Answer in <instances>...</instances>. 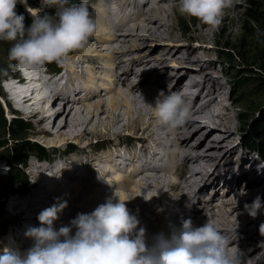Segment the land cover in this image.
<instances>
[{"label": "bare ground", "instance_id": "1", "mask_svg": "<svg viewBox=\"0 0 264 264\" xmlns=\"http://www.w3.org/2000/svg\"><path fill=\"white\" fill-rule=\"evenodd\" d=\"M109 1L111 0H100L99 3L103 6V9L100 10L98 8H95L93 17L94 21L97 24L96 32L100 35H103L106 41H100V38L95 37L93 45L94 43L96 44L94 45L93 49L91 47L84 46L81 49L74 50L75 53H78L80 57L72 60L67 66L65 63V66L70 72L71 77L76 79V77H74L72 74H74L73 72L76 73V70L78 71V69H76V66L77 63H80L79 61L86 62L85 67H92L95 63V60L87 61V57L85 58L83 55H101L107 57V59L105 58L106 61H113L115 59H118L119 61H117L116 63L117 67H119L121 64H127L129 67L137 65V69L135 68V70L137 71H133V67H131V69L129 70L128 68H124V71L122 73H118L115 75L114 81L110 79L111 82L108 83L109 85H103L93 81V70H88L86 72L81 68L83 75L82 78L90 77L88 83H81L79 81V78H77L79 84L72 81V79H68L67 83H65L66 86L64 88L54 89V99H52L50 102L47 101L44 97L40 98L37 101H32L31 103L29 99L23 98V101L21 102V104L30 103L31 106L26 113L30 117H36L38 119L37 122L39 126L33 132V134L35 135H43V138L48 137L49 130L46 128V123L47 120H53L58 125V135H60V137L63 139H61L60 144L67 140H65V136H67V138L69 137V139L70 137H77L73 138L74 140H76V142H78L81 137L86 136L93 137L95 138V140L96 138L104 139L107 141H110L113 138H115V140H118L117 145L107 142V145L104 147V155L102 154V156H90L91 159H86L84 163L81 158H79L78 156H74L70 161L68 160L66 162L68 163L67 166L57 169L55 174L50 173V178L43 179L44 183H40L42 190L40 188L36 189L34 195L38 198L45 196V199L46 195L50 196L48 205L56 203V199H53L51 197L52 191L48 193L49 189L53 190V192L55 193H69L66 188H63V184L71 185L76 191V194L78 195L77 197L79 198H82L85 193H89L91 195H88V200H84L87 201L84 203H86L85 206L87 205L86 207H88L89 210H85L83 208L84 203H82L81 201L77 205V209L72 206V204L68 203L67 207H65L58 214L59 217L63 216L64 214L66 218L71 217L74 219L76 217L75 215L78 212L84 213V211H86L89 213L93 211L99 204L104 203L109 198L115 199L117 198L116 196H121L122 199L127 193V189H124L123 187L128 188V191H133L135 188L138 189L139 187L143 189L142 187L144 180L141 179V172L139 168H137L138 166H136V164H139V155L133 154V159H131V163L129 164L130 166H136V169L132 170L131 172L135 177V181L134 179H132L131 174L124 173L121 167L116 168L117 165L113 163L114 157L116 158V148L118 145H122L120 137L123 127H125V129L130 128V130L134 131L135 133H137L138 130H150L148 132L149 135L147 138L144 137L143 139H140L142 145L135 151H142L143 148L144 150L148 148L149 154L154 149H159L161 151V153L160 151L152 153L153 155L159 153L161 155L159 154V160L156 157H152L150 159V167L148 169L149 171L155 172L156 175H160L161 171L162 173H164V170L165 172H167V174H170L178 165V163H180L183 166L188 167L186 172H189L190 175L194 177V180H197L196 175H198V173H194V171H196L197 168L202 165L201 162L203 160L204 162L206 160L207 162H209L217 158L218 153L221 152L219 151V149L222 148L221 146H229L228 143L232 142V140L235 139V134H237V132L243 126L245 122V115L248 114L247 112L236 113L235 108L229 106L226 103L227 100H234L233 98H230V91L228 93L224 91H218V88H220L221 86L220 84H218L217 88L214 89L215 93L212 94L211 98H208L209 101L203 103L200 107H198V100L200 98L199 91L194 92V97L192 100H187L190 103V117L183 126H179L176 129H170L163 123L152 120L153 118H158L154 106L160 92H164L166 94L169 92H176L178 88H181L179 91L180 94L188 95L189 93L191 95L192 93L188 92V89L191 90V88H194V86H198L193 80H190L191 84H186V81L192 79L193 76H188L187 71L178 70L174 71L173 74H170L171 80L168 81L167 84V87H170V90L160 91L159 89H156L155 86L156 84H159V81L163 82L164 80L163 68H165L164 65L166 63L164 62V60L166 59L165 55L161 56L159 61L154 64H150V61L145 60L144 58V61L142 62V58H140L142 54H140L139 52L143 48V46L147 45V41L150 38L163 39L162 37L166 35V43L175 44L180 41L182 34L176 31V27L173 24V20L175 18L177 19V17H181L182 15L178 10L179 0H152L150 8H148L147 11H145L142 6H144L146 2H148V0H118L120 3L117 5V11L120 13L115 14L114 20H111L108 18V16H106L108 12L107 8ZM243 1L244 0H234V6L231 9H227L232 13V17L237 18L240 15ZM147 6L148 3L145 7ZM129 8L130 11L128 10ZM169 9H172V11L170 12ZM89 13L91 14L90 10ZM131 23H135L134 29L131 28ZM206 26L208 27V29H212L210 26L201 23L200 27H195L192 30L191 36H193V38L196 40L204 42L207 36L206 32L208 31L207 29H204V27ZM162 34H164V36H162ZM97 47L101 50H97ZM104 50L108 52V55H103V52L99 54V51ZM92 51L96 52L93 53ZM153 51H157V49H154ZM164 51H168L170 52V55H172L180 51V46L178 44L168 46L164 49ZM133 52H135L138 56H133L132 60L130 59V61L125 62V53L129 54ZM98 56H96L98 62L103 61L100 60V56ZM82 59L84 60L82 61ZM198 59V53H193V55L191 56V60L198 61ZM136 62L141 63L137 64ZM111 65L113 64H111L110 62V65L108 66L111 67ZM79 66L81 67L84 65L80 63ZM40 67L44 69L49 66L47 64H44ZM96 68H98V70H107V72L113 71L111 69H108L105 64H99V66H97ZM135 72H140L144 76L137 77L135 76ZM179 73L180 76L178 75ZM114 74L115 73L113 71V75ZM176 74L177 77H175ZM147 75L152 76L150 81ZM17 76L19 79H21L20 75ZM133 77L137 79L133 80ZM32 81L33 83L26 81L18 84L16 87L11 89L10 95L13 98H21L27 93H31L35 96L40 94V92H42L41 90H45L44 86H42V89H38L35 87L40 82L39 77H36ZM140 87H142L143 89L139 90ZM106 90L109 93L110 98L107 101H103L99 97L105 96L106 92L103 95L102 92ZM164 90H166V87L164 88ZM114 92L115 94L112 96V93ZM135 92H140L147 104L138 106L136 103ZM79 94H81V96H79ZM96 97H98L97 99L99 100H97L93 105L87 104V106L89 105V110H86L84 108L82 109V107L85 105H82L81 108L78 107V102H85L88 100L95 101ZM105 102L107 104L106 108L103 107V104L105 105ZM7 106L8 108L12 109L9 104H7ZM121 108L125 109L124 112H120L119 109ZM50 110L51 112H49ZM101 112L105 113L104 119L99 117V113ZM202 119L206 120L202 121ZM122 120L125 121L123 126L120 125ZM94 121L95 123L92 125V122ZM198 122L204 123V125L207 127L201 131V126L200 124H198ZM81 126L86 128L80 129ZM88 126L91 127L88 128ZM197 135H202L201 140L203 141L206 139L207 141L218 142L222 140V143L209 145L204 152H202L203 150L195 152V148L201 146L202 143L198 144L194 148V146L189 143V140ZM125 139L128 140V138L126 137ZM54 141L55 140L50 143L55 144L56 141ZM149 141H156L153 143L154 148H150ZM235 142H232V144L234 145H232L231 147H235V144L239 143L238 141ZM101 143L102 142H100L99 144ZM99 144L95 145L99 146ZM209 148L213 150L209 152ZM228 148H230V146ZM89 150L93 151L92 149ZM106 152H108V154ZM181 159L182 163L180 162ZM159 161H161V165H158ZM254 161L256 162L257 160H254L253 158L252 162ZM79 164H81L82 166L78 167V172L73 171L72 167L74 168ZM245 166L246 165L240 161L239 163L238 161L234 163V170H236V172L235 174H233V176L229 177V180H234L235 184H231L226 188H223L222 193H219V189L222 188V183H220V181H222L224 178L221 180L219 179L216 182L214 181L213 186H215L216 189H211L216 190V193L215 191H213V195L210 198L212 207L208 214L205 212L206 215L203 211H206V209L204 208L208 204L204 205V201L206 199H203L202 201L200 200V197H202L203 195V193L201 192L204 191L205 188L209 185H205L202 183L203 185L199 189H196L197 185H195L194 183L197 182L195 181L191 183L187 179L184 183L176 182L174 184V181L170 187L164 189V186L170 182L168 177H165L167 178V183H165L164 186H160L158 181L152 180L149 184L146 185L143 191L138 189L139 191L137 190L138 192L136 193V195H134V201L132 202L134 210H129L133 214L137 215L139 221L141 217H144V219L148 218L152 225L157 224L161 228V231L158 232V234L164 233V235H166V239H171L174 232L178 233L180 230H182V222L186 219L190 218L194 226H202L207 221L211 222L224 236L229 239V247L232 250L240 252L242 264H260L264 259V254H262L264 252H254L258 250L264 251V234H261L260 231V225L264 223V210L261 211V213L257 215L256 218H252L245 210L244 206L245 204L250 205L257 196H259L261 198V202H263V195L261 196L259 191L264 192V182L260 179H256V177H259L257 173H255L256 176L254 177L252 176L253 173L248 175V170H244ZM259 166L257 167L258 170L260 169ZM30 167L31 169L33 168L30 172V175L33 177V179L35 178V180H37L35 181L36 185L32 187L35 188L39 185L38 179H40L39 177L41 167H37L34 165H30ZM251 168L255 167L252 166ZM263 169L261 171H263ZM109 172H111V176ZM92 174L95 175V179L91 178L90 175ZM248 176L253 177L252 183H249V181L246 179ZM74 177H76V179L86 181V184H89L85 186H83V184L81 188H79L77 187L78 185L75 184ZM172 181L173 179H171V182ZM57 183H60V185H58ZM103 183L108 186L111 184V187L113 185H119V188L121 189L117 190V192L113 188L105 189ZM258 184L261 185L255 187ZM151 185L160 188L159 190H163V192L161 194L157 192L156 195L152 196L151 192H149L150 189L148 188ZM241 189H243L246 194L241 195ZM105 190L106 193L105 195H103L104 197H102V192H104ZM154 190L156 189L154 188ZM190 191H192V193H190ZM229 191L233 193V196H230L231 193L226 196ZM118 192L120 194H118ZM122 193L124 195H122ZM219 198L222 203L213 207L214 204L219 202ZM66 199L67 198H62L60 200L66 201ZM185 199L190 200L185 201ZM20 200L24 202L25 199L20 198ZM152 200H160L159 207L154 206L152 204ZM16 201L17 199L14 200V202ZM188 202L191 203L187 205ZM207 202H209V200H207ZM169 203L171 206H173L174 204V206L172 207V211L174 213H172L171 215H169L168 211H166V206L167 204L169 205ZM184 206L186 210L187 208H191L193 210L189 211V214L186 211L180 212V209ZM164 208L165 210H162ZM212 208H214L213 211ZM262 209H264V207ZM67 210H70L69 214L65 215ZM68 224L69 223H67L63 219L55 221V227L57 230L61 226H65ZM147 228L148 230H146V239L148 243H151L153 238L157 235V231L150 226H148ZM248 230L249 234H244V232H242ZM74 232L75 229H73L72 234H74ZM14 241L17 242V238H15ZM251 242L255 243L252 244L254 246L248 247ZM247 250L248 253H244V251ZM0 254L3 255L1 250ZM259 255H261L259 258L260 261L257 258V256Z\"/></svg>", "mask_w": 264, "mask_h": 264}, {"label": "rangeland", "instance_id": "2", "mask_svg": "<svg viewBox=\"0 0 264 264\" xmlns=\"http://www.w3.org/2000/svg\"><path fill=\"white\" fill-rule=\"evenodd\" d=\"M69 3L70 4L71 3L79 4V3H81V0H69ZM147 3H148V6L145 7L147 5ZM151 3H152V0H148V2H146V4L144 6H142L145 9V11H147L148 8H150ZM21 5L24 8V10L26 11V13L32 19H33V17H32L31 12H34V13L39 14V15L48 14V15H51L55 18L56 13L59 10L58 5H55V4L50 5V6L49 5H43L42 0H27L26 4L21 3ZM87 7L91 12L90 16L92 18L94 17L95 8H98L100 10L103 9V6L100 5V3L97 0H87ZM28 9H30L31 12ZM241 9L242 10L240 12V15L237 18L232 17V13L229 12V10L225 9L222 24L218 30H215V29L210 30V29H208L207 26L204 27V29L208 30L206 32L207 36H206V39L204 40V42L196 40L193 38V36H191L192 30L195 27H200L202 22L199 21L195 17H191V16H188L186 14H182L181 17H177V19L175 18L173 20V24L176 27V31L180 32L182 34L180 41H178L175 44L166 43L165 38L167 36L166 35L164 36V34H162V36H164V37H162L164 40L163 39L150 38L147 41V45L143 46V48L139 52L143 56V57L142 56L140 57V58H142V62L144 61L143 60V58H144L145 60L150 61L149 62L150 64L157 63L159 61L160 57L165 55L166 59L164 60V62H166V63L164 65L165 68H163L164 80H163V82L159 81L158 85L156 84V86H155L156 89H159L160 91L170 90V87H167L168 81L171 80L170 74H173L174 71H178V70L187 71V75L193 76V78L187 80L186 84H191L190 80H193L196 82V84L198 86H194V88H191V90L188 89V92L192 93L191 95L189 93H188V95L187 94H181L186 100H192L194 97V92L199 91L200 92V98L198 100V107H200L203 103H206L207 101H209L208 98L212 97V94L215 93L214 89H216L218 84H220L221 86H220V88H218V91H224L226 93H228L230 91V94H231L230 98L234 99V100H227L226 103L229 106L235 108L236 113H246V112L248 113L247 115H245V118H244L245 122H244L243 126L237 132V134H235V139L232 140L233 143L235 141H238L239 143L235 144V147L234 146L231 147L232 145H234V144H232V142L228 143L230 148H228L229 146L228 147L221 146L222 148L219 149V151H221V152L218 153L217 158H215L209 162H207V160L204 162V160H203L201 162L202 165H200L197 168V170L194 171V173L195 172L198 173V175H196L197 180L191 181V183L195 182V181L197 182V183H194L195 185H197L196 189H199L203 184L209 185V186H211V188L216 189V187L213 186L214 181L216 182L217 180H219V179L221 180L223 178L224 179L222 181H220V183H222L221 184L222 188L219 190L222 191L223 188H226L227 186H229L231 184H235V181L229 180L230 179L229 177H231V176H233V174H235L236 170H234V163H236L237 161H238V163H239V161L243 162L246 165L244 170L245 171L248 170V175L253 173L252 176L254 177V176H256L255 173H257V175H259V177H256V179H260L261 181L264 182V177H262V176H264V169H263V171H259L257 168L260 165V163H262L259 159V155H260V153L264 154V145L262 148L263 151L261 150L262 152L260 151V152L256 153V152H253L254 150H252V148L246 144V134L248 133L249 128L261 118V113L264 111V0H244L242 2ZM169 10H170V12L172 11V9H169ZM96 11H98V10H96ZM134 27H135V23H131V28L134 29ZM101 36H103V35H100L96 32L93 36H91V38L88 40V42L86 43L85 46L91 47L93 49L94 45L96 44V43H94V45H93L95 37L100 38V41H106L104 36L103 37H101ZM14 43H15L14 41L9 42V41L0 40V142L6 141V143H7L5 146H0V235L2 232H4L6 230V226L8 223H10L11 219H13L7 214V212L5 210V206L8 205V203H7L8 197L10 196L8 194H11L13 188L19 187V185L14 186L12 184V186H10L12 188H8L9 187L7 184L8 178L16 172H21L22 177L25 176L27 179L26 181L29 183L30 181L35 180V178L33 179V177L30 175V172L33 169V168L31 169L30 165L39 164V162H36V160L34 159V157H35L34 153H31L27 157L24 165L14 166L11 163V159H10L11 158L10 149H11V147H13V145L19 147L21 145L22 141H25V140H28L31 142H36L40 145H43L46 148V152H49V154H51V157H52L54 153H56L57 151H61L63 149L65 150V149L74 148V149H80L81 151L87 149V150H85V153H88L89 149H92L93 151H95V149H97L99 147V146H96L95 144H99L100 142H102L101 144H103V146H104V144L106 146L107 142H109L110 144H114V145L118 144V140H115V138H113L114 140L112 139L110 141H107V140L100 139V138L99 139L96 138V140H95V138L90 137V136L81 137L78 142H76V140L73 139V138H77V137H72V138L70 137V139H69V137L67 138V136H65L64 138H65V140L66 139L67 140L60 144L62 138L60 137V135H58L59 134V133H57L58 125L53 120H47V123H46V128L49 130L48 137L43 138V135L40 136V135L33 134L34 130L39 125L37 122L38 119L36 117L35 118L30 117L26 113L31 106L30 104L29 105L26 104L24 106V109H25L24 111L14 110L11 106L12 112L7 113L5 106H4V97H5L4 95L5 94H4V89L2 87V80L6 79L7 76L14 74V70H15L14 64L16 61L9 59V49L12 47V45ZM176 44H178L180 46V51H178L172 55H170V52H168L170 50L164 51V49L167 48L168 46H173ZM103 48H105V47H103ZM96 49L101 50V49H98V47ZM154 49H157V51H153ZM92 52L94 53L96 51H92ZM101 52H103L102 53L103 55H106L108 53L107 51L104 50V51H99V54H101ZM236 52L240 53L241 58H238L235 55ZM193 53L194 54L198 53V56H199L198 61L197 60L196 61L191 60V56L193 55ZM228 53H231L232 56H229ZM85 55H83V56L85 58L87 57V61L95 60L94 61L95 63L93 62L94 66H92V67L86 66L85 67L86 62H84L83 61L84 59H82L83 62H81V61H79V62L82 63L84 66L80 67L79 66L80 63H77L76 69H78L79 72L76 70V73L73 72L74 74H72L74 77H76V79L79 78V81L82 83H88V81L90 80L89 79L90 77L82 78L83 75H82L81 68L83 71H86V72L88 70H93V72H94L93 81L94 82L97 81L99 84H103V85L108 84L110 82V79L112 81H114L115 75L118 73H122L124 71V68L125 69L128 68V70H129V69H131V67H133L132 70L137 71V70H135L137 65H133V66L129 67L127 64H125V65L121 64L119 67H117L116 63H117V61H119L118 59H115L113 61H106V59H107L106 56L99 55L100 56L99 59L103 60V61L98 62V59H96L97 58L96 56H98V55H94V56L93 55L85 56ZM133 56H138V55H136L135 52L129 53V54L125 53L124 58H126V59L124 61L127 62V61H130V59L132 60ZM78 57H80L79 54L75 53V51L72 50L68 55L67 61L65 62L66 66L72 60L77 59ZM110 62H111V64H113V65H111V67L108 66V65H110ZM65 63H57V65H56V64H53L52 62H46L45 64L50 66L51 70L58 72L61 70V68L63 66H65ZM139 63H141V62H138L137 64H139ZM99 64H105L106 67L108 69L113 70L115 74L113 75V71L107 72V70L106 71L101 70V69L98 70V68H96V67L99 66ZM149 68H151V67H149ZM80 71H81V73H80ZM97 73H99V74H97ZM178 75L180 76V73ZM135 76L140 77V76H144V75L140 72H135ZM147 77L149 78V81H150L152 76L147 75ZM175 77H177V74L175 75ZM167 78H168V80H167ZM103 79H105V80H103ZM132 79L136 80L137 78L133 77ZM165 87H166V90H164ZM195 87H197V88H195ZM140 89L142 90L143 88L140 87L139 90ZM180 89L181 88H178V90L176 92L179 93ZM105 92H106V95L103 96L104 98L99 97L103 101H107L110 98V95L107 92V90ZM114 94H115V92L112 93V96ZM166 94H168V93H166ZM97 98L98 97H96L95 101H92V100H90V101L88 100L85 102L80 101V102H78V107L81 108L82 105H85L82 107V109L84 108L87 110L89 105H93L97 100H99ZM5 101L7 102V104L10 105V103L6 99H5ZM87 104H89V105L87 106ZM103 107H105V108L107 107L106 102H105V105L103 104ZM122 108H124V107H122ZM122 108L119 109L120 112H124L125 109H122ZM49 112H51V110ZM104 116H105L104 112L99 113V117H101L102 119L105 118ZM17 117L26 121L28 128L25 131L18 133V135L12 137L7 133L8 124L12 118H17ZM93 119H94V115H93ZM152 120L157 121L159 123H162L160 121V119L157 117L153 118ZM204 120H206V119H202V121H204ZM124 122L125 121L122 120L120 125L123 126ZM94 123H95V121L92 122V125ZM198 124H200V126H201V131L207 127L202 122H200V123L198 122ZM89 127H91V126H88V128ZM85 128L86 127L81 126L80 129H85ZM149 131H147V129L145 131L138 130L137 133H135L134 131L130 130V128L125 129V127H123L122 134H121L120 138H121V141L130 142V144L132 146V145H134V143H136L135 142L136 140L143 139L144 137L147 138L149 135V133H148ZM136 134H137V136H136ZM125 137L128 138V140L125 139ZM201 137H202V135H197V136H194V138L189 140V143H191L194 146V148L198 144L202 143L201 146H198V148H195V152H198L200 150H203L202 152H204V151H206L207 146L212 145V144L216 145V144L222 143V140H220L219 142L218 141H207V139L203 141V140H201ZM53 140L56 141V142L54 141L55 142V144L53 143L54 145L50 143ZM115 142H117V143H115ZM122 145H123V143H122ZM211 150H213V149L209 148L208 151L210 152ZM160 153H161V151H160ZM78 157L81 158L80 156H78ZM253 158H254V160L255 159L257 160L256 162L254 161L255 163L252 162ZM180 162L182 163V159ZM136 166H138V164H136ZM136 166H130L129 165L126 167L124 165L123 166L117 165L116 168L121 167V169L124 173H128V172L131 173L132 170L136 169ZM252 166H254L255 168H251ZM37 167H40V166H37ZM131 175H132V179H134V181H135V177L133 176V173H131ZM110 176H111V174H110ZM252 176H250V177L248 176L246 178L249 181V183H252V180H253ZM165 177H168L167 173H165L164 175H156L155 172L150 171L149 173H147L144 176V182H143V187H142L143 189H141V187H139L138 189L143 191L145 189L146 185L149 184L152 180L158 181L160 186H164V184L167 183V181H166L167 178H165ZM74 178H75L74 179L75 184L78 185L77 187H79V188H81V186L83 184H84L83 186L89 184V183L86 184L81 179H76V177H74ZM78 178H80V177H78ZM57 184L60 185V183H57ZM168 184L169 183H167L164 186V189H166L168 187ZM260 185L261 184H258L255 187H258ZM151 186H149L148 188L150 189L149 192H151L152 196L156 195L157 192L160 194L163 192V190H159L160 188L154 187V185H151ZM63 187H65V188L68 187V188L72 189L73 191H75L71 185L67 186V185L63 184ZM59 188H60V186H59ZM154 188L156 190H154ZM252 188H250V189H252ZM107 189H110V188L107 187ZM138 189L135 188L133 191H131V190L128 191V188H127V193L123 198L125 199L126 205L129 209L134 210L132 202L134 201V195H136V193L139 191ZM5 190H11V192L5 193L4 192ZM214 191L216 193V190H214ZM46 192H47V190H46ZM50 192L52 193L51 197L53 199H56V198L62 199V198H67V196H68V194H65L64 192H62L60 194V193H55V192H53V190L49 189L48 193H50ZM105 193H106V191L102 192V197H104L103 195H105ZM190 193H192V191H190ZM230 193H231V191H229L226 194V196H228ZM259 193L261 196L263 195L262 204H264V192L259 191ZM118 194H120V193L118 192ZM88 195L91 196L89 193H85L82 196V198H80L79 200L82 203L87 202L84 200L87 199V197H89ZM122 195H124V194L122 193ZM231 195L233 196L232 193L230 194V196ZM76 196H78V195H76ZM116 197L117 198L112 199L114 203L117 202L119 198L121 199V196H119V197L116 196ZM123 198L121 200H124ZM230 198H232V197H230ZM203 199H205V197H200V200L203 201ZM189 200L185 199V201H189ZM152 201H153L152 204L154 206L159 207L160 200H158V201L152 200ZM209 201H210V199H209ZM218 201L219 202L214 204L213 207L222 203L221 200H218ZM206 203H207V200L204 201V205ZM85 204L86 203H84L83 208L85 210H89V208L86 207L87 205L85 206ZM167 206H168V208H167ZM167 206H166V211H168L169 215L174 213L172 211V207L174 206V204H173V206H171L169 203V205L167 204ZM210 207H212V203H211ZM262 208L260 209L259 214L261 213V211L264 210ZM213 209L214 208H212V211H213ZM162 210H165V208ZM184 211H186L189 214L188 208L186 210L185 206L180 209V212H184ZM203 212L204 213L206 212L207 214L209 213L208 210L203 211ZM84 213H88V212L84 211ZM206 213H205V215H206ZM142 223H143V226H142ZM140 224L144 228L147 225L145 228L146 230H148V228H147L148 226L152 227L154 230L157 231L156 234H158V232L161 231V228L157 224L152 225L148 218L144 219V217H141ZM242 232H244V234H249V230L248 231H242ZM162 234L164 235V233H162ZM165 236L166 235H164V237ZM254 242H257V241H254ZM254 242H251V244L248 245V247H253L254 245H252V244H255ZM258 252H264V251L258 250L254 253H258ZM244 253L247 254L248 250L244 251ZM262 254H264V253H262ZM260 256L261 255L257 256V258L259 259ZM259 261H260V259H259ZM260 264H264V259Z\"/></svg>", "mask_w": 264, "mask_h": 264}, {"label": "clouds", "instance_id": "3", "mask_svg": "<svg viewBox=\"0 0 264 264\" xmlns=\"http://www.w3.org/2000/svg\"><path fill=\"white\" fill-rule=\"evenodd\" d=\"M27 0H0V40L15 42L9 59L20 66L40 67L46 62L65 63L72 50L83 48L97 29L90 16L87 0H42L43 5H58L51 15L32 14V23L25 25L24 16L16 11L17 4ZM234 0H179L178 10L218 30L225 9ZM138 106L147 104L140 92ZM160 121L170 129L183 126L190 117V103L178 92H160L155 102ZM259 158L264 157L259 155ZM246 194L241 189V195ZM67 207V201L56 203L38 214V227H30L25 235L33 243L23 252L5 248L0 264H242L241 254L232 250L229 239L211 222L194 226L191 219L182 222V230L171 239L157 234L151 243L146 229L140 226L125 200L111 198L89 213H78L68 225L58 230L55 221ZM245 210L256 218L264 204L257 196ZM73 229H75L74 234ZM264 234V223L260 225Z\"/></svg>", "mask_w": 264, "mask_h": 264}, {"label": "trees", "instance_id": "4", "mask_svg": "<svg viewBox=\"0 0 264 264\" xmlns=\"http://www.w3.org/2000/svg\"><path fill=\"white\" fill-rule=\"evenodd\" d=\"M16 11L18 14L24 16V22L26 27L30 26L32 23V18L26 13L24 8L22 7L21 3L17 4ZM229 56H232L231 53H228ZM235 54V53H234ZM238 58H241L239 52L235 54ZM53 64L58 62L52 61ZM28 128L27 122L21 118H12L8 124V131L7 133L10 136H16L18 133L25 131ZM7 143L6 141L0 142V146H5ZM246 144L254 150L253 152H260L264 145V111L261 113V118L254 123L250 128L248 133L246 134ZM263 151V150H262ZM261 151V152H262ZM34 153L38 158L46 157L47 152L44 146L36 143L31 142L28 140L22 141L19 147L13 145L10 149L11 154V163L14 166L24 165L28 155ZM260 156L264 157V154L260 153ZM22 178L21 172H16L12 176L8 178L7 184L8 186H12V184Z\"/></svg>", "mask_w": 264, "mask_h": 264}]
</instances>
